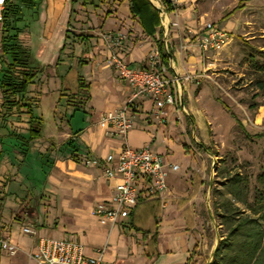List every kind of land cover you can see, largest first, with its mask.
<instances>
[{"label":"crops","instance_id":"crops-1","mask_svg":"<svg viewBox=\"0 0 264 264\" xmlns=\"http://www.w3.org/2000/svg\"><path fill=\"white\" fill-rule=\"evenodd\" d=\"M105 2L115 6H112V13L104 18L103 29L117 28L123 32L119 55L128 67L147 66V55L156 46L155 39L162 35L160 40L171 51L165 75L180 78L177 82L178 94L183 106L165 105L162 122H158L152 112L154 104L151 96L133 97L132 87L119 76L110 62L106 44L101 38L91 39L79 65L83 69L79 75L87 83L88 98L77 111L83 112L85 124L80 129L72 130L58 122L52 130L31 140L23 156L20 141L10 134L12 129L8 123L3 124L0 117V180L5 167L16 161L13 158L16 153L23 163L31 161L37 154H48V192L58 219L57 223H35L38 235L46 236L45 229L48 232L50 229L56 236L49 237L75 240L83 245L87 255L94 254L97 247L105 245V264H189L195 250L203 246L207 237L205 226L210 215L208 189L213 179L210 166L213 160L209 162L211 156L202 150L207 142L212 102L208 94L209 80L212 79L208 71L212 62L210 55H206L207 52L200 50L196 44V37L203 25L197 28L187 10L179 6L187 0H174V10L168 12L167 18L168 21L177 20V27L167 29L170 22L163 26L160 22L154 36L150 37L143 32L137 18L130 14L128 0ZM70 3V0H42L34 23L45 19L55 22L57 26L61 17L66 22ZM63 40L62 34V44ZM47 44L44 43L39 52L28 49L40 65H50L54 61L53 69H60L63 63L57 59L62 44L58 46L53 59L40 60ZM64 74V71H60L59 76ZM184 74L196 75V79L191 82L183 80ZM59 78L53 89L57 93V89L62 88ZM46 92L47 88L41 91V95ZM128 101L127 114L131 126L125 136L126 143L135 149L148 145L167 162L177 164L178 168L168 170L167 187L156 195L148 194L146 187L140 186L138 202L121 214L111 227L101 224L91 209L95 204L110 199L113 181L103 176L101 166L95 167L84 161L95 157L102 160L105 155L121 150L124 139L106 134L97 121L106 111ZM20 131L24 133L25 129ZM70 139L73 140L72 144H67ZM8 144L10 147L7 151ZM12 144L15 146L11 147ZM13 169L15 175L3 183L5 191L0 188L3 199L6 198L5 203L8 200L12 205L14 197L17 199L24 194L17 182L22 175ZM15 223L19 222L14 221L10 230L1 232H8L12 238ZM19 224L17 234H21V226L26 225ZM17 262L21 263L22 259Z\"/></svg>","mask_w":264,"mask_h":264},{"label":"rangeland","instance_id":"rangeland-1","mask_svg":"<svg viewBox=\"0 0 264 264\" xmlns=\"http://www.w3.org/2000/svg\"><path fill=\"white\" fill-rule=\"evenodd\" d=\"M149 1L166 11L161 0ZM168 1L174 3V0ZM112 6L115 4L106 3L105 0H77L72 6L69 23L62 17L57 26L53 21L40 19L37 23H31L20 35L22 44L34 49V52L41 51L44 43H48L45 54L39 57L42 61L55 57L58 46L62 44V34L66 35L57 59L63 63L60 69H53L55 64L54 61L51 62L52 64L46 65L40 72L36 85L31 86L32 89L38 87L41 91L47 88L49 92L40 96L38 105L34 108V112L42 117V135L52 130L58 122L72 130L80 129L85 124L83 112L66 105V96H59L53 89L58 84L60 71L67 73L66 81L70 89L76 86V75L82 74L83 70L79 66L81 61L78 54L89 46L91 39L100 38V34L105 31H121L117 28L103 29L104 18L112 13ZM179 6L187 10L197 28L212 22L227 30L229 35L228 41L222 47L205 50L212 62L208 71L212 77L208 90L212 102L207 142L203 144L202 150L211 156L209 162L213 160L210 165L213 179L208 198L209 222L205 226L207 237L203 246L198 251L195 250L189 261V264H212L217 246L223 248L226 243L225 239H221L227 238V225L221 216L224 213L222 203L231 201L238 206V216L231 223L247 216L254 219L257 222L255 225L264 231V220L261 218L264 208V0H187ZM229 11L231 14L223 17ZM166 13L168 14L167 11ZM162 20L167 24L168 18L164 20L162 17ZM169 21H176V24L168 23L167 29L177 27V20ZM161 36L159 35L160 39ZM216 98L231 108L244 129L237 126ZM8 125L17 132L27 126L25 122L11 119L8 120ZM9 145L6 147L7 151ZM17 155L13 156L16 161L5 167L0 188L5 191L3 183L11 180L10 177L16 173H13L15 168L22 175L16 181L24 194L17 199L13 198L14 205L8 200L5 203V197L0 203V231L10 230L14 221L35 229V223H57L55 206L51 204L48 192V154H37L38 156L35 155L27 163L18 160ZM176 156L174 157L178 158ZM230 178L234 181L229 180ZM226 181L227 184L230 181L234 185V194L228 193ZM8 203L10 204L7 205ZM213 204L217 205L214 211ZM19 223H15L12 240L27 249L33 239L17 234ZM44 233L46 236H56L50 229L49 232L45 229ZM234 238L231 236L228 240L233 243ZM35 242L34 239L33 246ZM224 251L222 249V254Z\"/></svg>","mask_w":264,"mask_h":264},{"label":"built area","instance_id":"built-area-1","mask_svg":"<svg viewBox=\"0 0 264 264\" xmlns=\"http://www.w3.org/2000/svg\"><path fill=\"white\" fill-rule=\"evenodd\" d=\"M3 1L0 0V21ZM160 12L161 25L167 19L163 7L157 5ZM170 21H166L168 23ZM175 25L176 22H170ZM201 32L196 37V44L203 52L209 49H218L224 45L229 35L227 30L217 24L207 22L202 24ZM100 38L106 44L109 60L117 69L121 78L126 80L133 89L132 96L148 95L153 100V114L158 122H162L165 105H178L179 82L178 76H166V66L162 64L157 47L150 50L147 66L128 67L119 55L120 42L124 36L121 32L105 31ZM183 80L192 81L196 75L184 74ZM129 101L112 110L103 113L97 124L106 134L116 135L124 139L121 150L109 153L102 160L95 158L85 159L84 163L92 166H101L103 176L113 181L110 199L95 204L91 213L101 224L113 226L121 214L129 211L139 200V187L144 186L148 194L156 195L167 187L166 177L169 169L176 170L177 164L167 162L162 155L153 152L148 145L135 149L125 141V136L131 126V119L127 114ZM33 226L23 225L20 232L31 237L33 241L27 249L15 243L8 232L0 231V264H105L103 255L105 245L95 249L94 254L84 253L83 245L72 239H60L38 235ZM22 259L19 263L17 260Z\"/></svg>","mask_w":264,"mask_h":264},{"label":"trees","instance_id":"trees-1","mask_svg":"<svg viewBox=\"0 0 264 264\" xmlns=\"http://www.w3.org/2000/svg\"><path fill=\"white\" fill-rule=\"evenodd\" d=\"M103 1V0H102ZM129 11L133 18H137L139 25L146 36L153 37L156 27L160 24L158 10L149 0H128ZM167 12L174 10L173 4L168 0H161ZM70 13L72 6L77 0H70ZM42 0H4L1 10L0 21V117L3 124L8 120L25 122L27 124L25 132L10 130L17 140L20 141V152L25 156L28 143L41 136L42 134V117L34 112L41 96V90L31 88L35 86L39 74L44 65L34 60L30 50L22 44L20 35L38 18ZM231 11L226 13L227 17ZM70 15V14H69ZM69 23V17L66 21ZM66 35L64 36L65 39ZM82 38V37H81ZM64 44V42H63ZM156 47L159 51L160 59L163 65L168 64V53L163 42L155 39ZM64 46V45H63ZM62 48V46H61ZM87 48L78 54L81 58L86 55ZM169 54L171 51L168 50ZM64 75H60L59 96H66V105L72 106L74 110L80 108L88 98L87 83L82 77L76 75V86L70 89L65 83ZM38 84V83H37ZM261 87V83L259 84ZM220 104L234 119L239 128H243L235 113L222 100L217 99ZM258 135V134H256ZM258 136H261L259 134ZM70 139L67 144H72ZM238 178H236L237 180ZM229 180H233L230 178ZM235 180V181H236ZM240 179H238L239 181ZM227 184V181H226ZM234 185L227 184L228 193L234 194ZM3 200V193L0 189V203ZM213 211L217 205L213 204ZM223 220L227 225L226 243L217 246L212 264H264V231L258 228L254 219L247 216L237 219L231 223L235 216H238V206L231 201L222 203ZM236 214V215H235ZM264 220V208L261 214ZM231 236L235 237L234 242L228 240ZM222 249H225L222 254Z\"/></svg>","mask_w":264,"mask_h":264},{"label":"water","instance_id":"water-1","mask_svg":"<svg viewBox=\"0 0 264 264\" xmlns=\"http://www.w3.org/2000/svg\"><path fill=\"white\" fill-rule=\"evenodd\" d=\"M154 7L158 10V12H160L159 7H157V6H154ZM164 47H165V49H166V51H167V53H168V57L170 58L171 55L169 54V52H168V50H167L165 44H164ZM179 105H180L181 107L183 106V105H182L181 97H180ZM210 188H211V184H210L209 189H208V196H209V193H210ZM210 218H211V217H210Z\"/></svg>","mask_w":264,"mask_h":264},{"label":"bare ground","instance_id":"bare-ground-1","mask_svg":"<svg viewBox=\"0 0 264 264\" xmlns=\"http://www.w3.org/2000/svg\"><path fill=\"white\" fill-rule=\"evenodd\" d=\"M165 23V22H164Z\"/></svg>","mask_w":264,"mask_h":264}]
</instances>
